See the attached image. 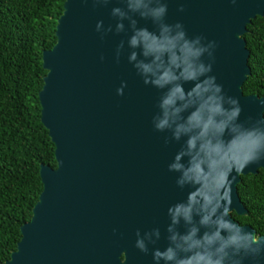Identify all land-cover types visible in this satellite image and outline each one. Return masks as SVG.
<instances>
[{
    "label": "water",
    "instance_id": "obj_1",
    "mask_svg": "<svg viewBox=\"0 0 264 264\" xmlns=\"http://www.w3.org/2000/svg\"><path fill=\"white\" fill-rule=\"evenodd\" d=\"M164 2L166 23H181L189 38L201 36L205 45L215 42L212 57L206 53L203 60L212 64L209 75L224 93L239 98L240 121L264 119V96L242 92L250 74L243 34L251 19L264 15V0ZM116 7L127 6L122 0L64 2L56 40L43 52L46 74L38 93L40 119L54 144L56 167L40 165L42 190L30 219L20 226L16 249L2 264H155L153 250L168 246V209L191 191L177 184L180 173L169 170L184 141L155 129L162 92L145 84L129 62L132 29L124 20L125 31L117 33L119 21L112 15ZM134 18L137 27L158 32L151 19L138 14ZM100 22L103 27L97 30ZM121 41L124 48L118 57ZM191 86L185 84L186 89ZM120 88L123 95L118 94ZM259 168L264 161L236 176L229 218L264 238L232 214L249 212L238 185L242 175ZM155 229L161 237L148 244L145 254L136 247V233L143 236ZM179 231H185L183 221ZM242 264H264V252L244 257Z\"/></svg>",
    "mask_w": 264,
    "mask_h": 264
},
{
    "label": "clouds",
    "instance_id": "obj_2",
    "mask_svg": "<svg viewBox=\"0 0 264 264\" xmlns=\"http://www.w3.org/2000/svg\"><path fill=\"white\" fill-rule=\"evenodd\" d=\"M97 2L107 4L110 0ZM122 2L126 9H112L119 21L116 31L124 32L123 21L130 22L128 45L133 51L129 62L145 84L162 92L153 124L158 131H170L171 139L184 141L169 170L180 173L177 184L181 188L191 189L185 201L168 209L169 243L164 250H153L155 264H242L244 257L259 256L264 252V238L229 217L236 176L249 165L264 161V119L241 122L239 98L226 95L216 77L209 75L212 64L205 63L203 57L206 53L212 57L214 41L205 45L201 36L189 38L181 23H166L164 0ZM136 14L151 19L158 32L137 27ZM102 27L103 22L97 24V30ZM111 30L109 26L107 31ZM123 48L121 41L118 57ZM185 84L192 86L186 89ZM117 91L123 95V88ZM182 221L184 232L179 231ZM136 235V247L145 254L148 244H156L161 237L159 229L143 236L137 231Z\"/></svg>",
    "mask_w": 264,
    "mask_h": 264
},
{
    "label": "trees",
    "instance_id": "obj_3",
    "mask_svg": "<svg viewBox=\"0 0 264 264\" xmlns=\"http://www.w3.org/2000/svg\"><path fill=\"white\" fill-rule=\"evenodd\" d=\"M64 2L0 0V264L16 249L20 226L30 219L42 190L40 165L56 167L38 93L46 74L43 52L56 40ZM243 37L250 74L242 92L264 96V15L251 19ZM238 190L249 212L233 210V216L264 234V168L242 175Z\"/></svg>",
    "mask_w": 264,
    "mask_h": 264
}]
</instances>
